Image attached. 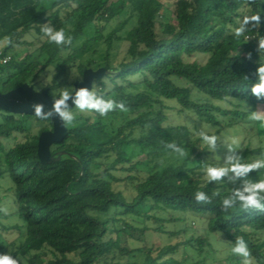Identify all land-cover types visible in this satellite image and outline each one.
Returning a JSON list of instances; mask_svg holds the SVG:
<instances>
[{
  "label": "trees",
  "instance_id": "trees-1",
  "mask_svg": "<svg viewBox=\"0 0 264 264\" xmlns=\"http://www.w3.org/2000/svg\"><path fill=\"white\" fill-rule=\"evenodd\" d=\"M245 16H260L261 23L238 35ZM45 24L63 29L72 44L60 48L50 43L42 31ZM32 31L38 43L25 39ZM101 41L104 64L77 62ZM261 41L264 0H175L172 13L162 0H0V92L29 83L58 97L65 88L74 90V67L82 77L88 68L104 67L108 73L94 80L92 90L123 102L126 109L100 116L73 108L75 126L66 127L65 139L51 146L58 159L50 164L39 160L38 139L52 129L51 120L0 109V189L9 186L15 205L8 215L0 197V224L17 216L21 221L14 228L24 236L9 254L22 257L24 264H203L199 258L212 247V238L225 239L232 249L242 237L252 262L264 264V212L239 206L222 210L234 182L225 177L209 183L200 177L203 140L182 121L185 113H193L218 131L243 129L251 112L264 105L251 92L256 70L264 65ZM121 42L128 44L126 56L113 64L111 50ZM24 46L29 53L21 59ZM195 54L209 58L203 65L187 61ZM44 75L49 81H42ZM255 123L259 138L264 124ZM169 143L187 155L160 165L158 158L178 155L165 147ZM238 144L241 163H252L260 148L245 138ZM143 155L154 164L140 161ZM248 178L264 179V169ZM124 182L131 185V194L116 189ZM197 191L212 202L198 204ZM154 211L169 214L164 218L168 223L189 226L188 219L194 218L205 233L160 246L124 244L125 235L147 230L125 217L162 221ZM154 230L171 237L186 231L168 232L162 224ZM231 249L228 259L242 264ZM142 255L143 260L131 261Z\"/></svg>",
  "mask_w": 264,
  "mask_h": 264
},
{
  "label": "rangeland",
  "instance_id": "rangeland-1",
  "mask_svg": "<svg viewBox=\"0 0 264 264\" xmlns=\"http://www.w3.org/2000/svg\"><path fill=\"white\" fill-rule=\"evenodd\" d=\"M163 3H165L166 7L169 8V11L171 13L174 11L175 7V0H162ZM171 15V14H170ZM249 18L248 16L240 19V25H242L243 21ZM250 19V18H249ZM131 26V25H130ZM129 26V27H130ZM238 30V29H237ZM93 28L89 29V36H92ZM125 32V31H124ZM124 32L121 34L123 35ZM38 35L35 31L30 32L25 39L29 42H35L38 43ZM82 43V41L78 42V44ZM127 47L128 44L126 42H121L118 44H115L111 50V59L113 64L119 63L127 53ZM3 46L0 45V51H2ZM20 52L21 59L24 58L28 53L29 50H27V47H22ZM30 50L34 49V47H30ZM95 51V52H94ZM106 46L104 41L99 42L96 44L92 49H90L89 52L86 54H83L79 57L78 63L85 64L88 60H94L96 65H102L104 64V56H105ZM209 58V55L206 54H195L191 57H187V61L189 62H198L199 64H205ZM82 80V75L79 73L77 66L72 69L71 78L70 81L75 83L76 81ZM44 82L49 81L48 78L46 80H43ZM254 111H260L261 114H264V105H259L255 108ZM191 129L192 131L197 135L200 136V132L203 131L207 135H214L217 137V147L215 151H212L209 149L208 145L203 142L202 146L199 149L200 155L199 160L201 161V168L198 170L200 172V177L204 180H208L206 175V168L208 166H224L225 158L228 155L227 148L232 147L235 150H237V144L240 143L245 138V143L250 142L253 147L260 148V150H257L256 152H253L251 161L252 163L256 160L264 159V135L260 136L258 138V131L255 127V121L251 120L247 123H245L244 127H241L243 129H236L237 131L230 130H224V131H218L217 128H212L208 124H206L204 121L199 119L195 114L193 113H185L184 117L182 119ZM239 145V144H238ZM140 161L143 163H149L154 164V161H149V158H147L145 155L141 156ZM170 161H177L181 162V157L179 155H172V156H162L156 160V162L160 165L167 164ZM140 170H145V165L139 166ZM229 186H232V188H239L241 186V182H234L231 183ZM8 185L2 184V187L0 189V197L3 199L2 202V208L3 210L9 215L14 209L15 205L12 200L11 193L8 190ZM116 189L118 190H124L127 194L132 193V187L128 182L124 183H118L116 185ZM153 214L155 216L159 217L160 219H163L162 221L156 222V220L151 219L146 222L142 220L141 217H135L133 215H130L128 217H125V220L131 224L132 226L136 228H143L147 227V230L143 233L140 231L133 232L132 237H127L125 235V238L123 239L124 244L128 245L131 248H137V247H144L145 245L147 247L152 246H160V245H166L169 243H175L179 240H181V237L184 235L190 236L192 234L196 235H203L205 233V229L203 227V224L199 221H197L194 218H189L188 223L189 226H187V222H181V221H173L168 223L164 220V218H168L169 214H164L162 212L154 211ZM175 215V216H174ZM178 216L177 214H173V217ZM124 217V216H123ZM172 217V216H171ZM20 219L17 216H11L8 218L1 219L0 224V248L3 250V253H11L17 250L18 246L22 243L24 240V236L21 234V232L14 228L15 225H20ZM164 225V228L168 232H179L181 230H184L185 233H181L180 235H175L171 237L169 234H162L156 232L154 229L158 225ZM8 228V229H7ZM128 235V234H127ZM126 241V242H125ZM212 247H207V252L203 254V258L201 261H203V264H234L232 261L228 259L230 246L224 241L218 237L212 238ZM51 257V254L49 253L46 258ZM203 259V260H202ZM19 261V264H24V259L22 257H18L17 259ZM141 261L143 260V255L138 256L137 258L131 259V261ZM252 264H254L252 262Z\"/></svg>",
  "mask_w": 264,
  "mask_h": 264
},
{
  "label": "clouds",
  "instance_id": "clouds-1",
  "mask_svg": "<svg viewBox=\"0 0 264 264\" xmlns=\"http://www.w3.org/2000/svg\"><path fill=\"white\" fill-rule=\"evenodd\" d=\"M260 23V16L246 18L237 30V34H242L250 24L259 26ZM42 31L50 43H54L60 48L72 44L73 38L66 36L63 29L57 30L50 24H45ZM259 48H264V41L259 42ZM43 80H46L45 75L42 76ZM73 89L74 91H69L65 88L60 93L59 98L53 100L52 107L48 111L44 110L43 104H34V115L40 120L58 117L62 125L69 127L75 126L76 122V113L73 112V108L79 110V112H95L100 116H106L109 112L117 109L126 110L123 102H118L115 99H105L87 87ZM251 92L258 100H264V65H260L256 70V83L252 85ZM69 100L72 101L74 107L69 106ZM249 119L264 124V114H261L260 111H252ZM200 137L210 150H216V136H210L201 131ZM165 147L174 149V152L180 157L187 155L184 149L178 147L175 143L166 144ZM227 151L228 155L225 158L224 166H208L206 168L209 183L223 181L225 177L232 182L241 181V186L232 189L231 194L223 199L222 210L227 211L239 206L245 212L249 210L264 212V179L253 181L248 178L250 172L264 169V159L245 164L241 163V156L234 148L228 147ZM214 195H218V193H214ZM194 198L198 204H210L212 202L203 191H197ZM231 251L234 255L242 258V264H252L251 251L242 237L236 238ZM0 264H19V261L8 253H0Z\"/></svg>",
  "mask_w": 264,
  "mask_h": 264
},
{
  "label": "water",
  "instance_id": "water-1",
  "mask_svg": "<svg viewBox=\"0 0 264 264\" xmlns=\"http://www.w3.org/2000/svg\"><path fill=\"white\" fill-rule=\"evenodd\" d=\"M107 73L108 70L104 67L97 70L88 68L84 71L82 80L74 83V88L87 87L91 90L94 80L105 76ZM56 98L59 96L52 97L48 89L40 91L29 83H24L6 93L0 92V109L18 115L35 116L34 104H43L44 110L48 111ZM68 103L70 107H74L71 100ZM50 120L53 125L52 129L42 132L38 139V157L43 164H50L58 159L52 156L51 146L55 143H61L67 135V128L62 125L58 117L50 118Z\"/></svg>",
  "mask_w": 264,
  "mask_h": 264
},
{
  "label": "built area",
  "instance_id": "built-area-1",
  "mask_svg": "<svg viewBox=\"0 0 264 264\" xmlns=\"http://www.w3.org/2000/svg\"><path fill=\"white\" fill-rule=\"evenodd\" d=\"M7 61V58L6 59H3V62H6Z\"/></svg>",
  "mask_w": 264,
  "mask_h": 264
}]
</instances>
